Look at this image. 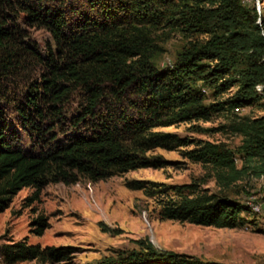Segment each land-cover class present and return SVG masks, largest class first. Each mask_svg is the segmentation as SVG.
Instances as JSON below:
<instances>
[{"label":"trees","instance_id":"trees-1","mask_svg":"<svg viewBox=\"0 0 264 264\" xmlns=\"http://www.w3.org/2000/svg\"><path fill=\"white\" fill-rule=\"evenodd\" d=\"M260 17L244 0H0V213L23 188L34 189L31 203L49 183L158 168L164 160L143 156L155 148L193 145L187 157L210 165L221 189L248 173L260 178L264 114L233 113L264 95ZM22 25L46 30L53 46L40 52ZM165 31L190 40L172 68L160 70L153 58L162 51ZM198 82L213 97L233 86L237 91L206 104ZM257 85L263 86L260 93ZM221 113L229 122L217 130L241 137L239 167L224 144L151 131ZM129 187L165 196L164 219L229 229L253 224L247 206L194 182L162 190L161 183L134 180ZM32 225V233L41 236L47 220L40 216ZM0 250L6 264L67 256L63 248H41L27 237ZM84 264L211 263L145 247Z\"/></svg>","mask_w":264,"mask_h":264},{"label":"rangeland","instance_id":"rangeland-1","mask_svg":"<svg viewBox=\"0 0 264 264\" xmlns=\"http://www.w3.org/2000/svg\"><path fill=\"white\" fill-rule=\"evenodd\" d=\"M244 4L256 6L257 14L261 16L256 23H259L261 34L264 35V0H244ZM18 23H21L20 15ZM22 26L30 42L37 44L40 52L46 53L48 45L53 46L46 30ZM161 37L162 51L154 56L153 62L157 69L165 70L172 68L190 39L179 32L169 31L163 32ZM202 63L210 64L211 61L204 60ZM197 86L204 94L206 104L216 99H226L237 91V86H233L213 97L210 87L202 82H198ZM262 88L257 85L255 89L260 93ZM78 100L76 98L72 103L73 108H76ZM136 102L140 107V101ZM138 106L133 111L135 114L140 109ZM233 113L240 117L263 115L264 95L258 103L233 110ZM228 122L229 115L221 113L208 120L179 122L155 127L151 131L173 133L189 141L207 140L224 144L233 151L239 167L242 162L238 150L241 137L226 129L217 130ZM192 148L193 145H187L174 150L155 148L143 151V156L147 158L165 161L158 168L117 172L98 180L80 176L73 183H49L31 203L27 198L32 196L34 189H21L13 197L9 208L0 213V249L3 245L27 237L30 243L41 248H63L67 252V256L59 261L44 263L32 260L14 264L96 263L106 256H118L145 247L187 254L211 264H264V174L259 178L248 173L229 188L221 189L216 185L214 170L210 165L193 162L187 157L186 152ZM134 180L161 183L162 190L173 185L197 183L211 194L247 206L254 212H250L249 216L253 224L249 229H229L164 219L160 215V202L165 196H152L129 187V183ZM251 204L256 205L258 210H252ZM40 216L47 220V227L41 236H36L32 233V223ZM0 264H6L1 250Z\"/></svg>","mask_w":264,"mask_h":264},{"label":"bare ground","instance_id":"bare-ground-1","mask_svg":"<svg viewBox=\"0 0 264 264\" xmlns=\"http://www.w3.org/2000/svg\"><path fill=\"white\" fill-rule=\"evenodd\" d=\"M251 209L254 210V211H257L258 210V207L256 205H252L251 204Z\"/></svg>","mask_w":264,"mask_h":264}]
</instances>
